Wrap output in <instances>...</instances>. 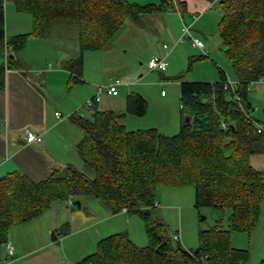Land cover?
<instances>
[{"label": "trees", "instance_id": "16d2710c", "mask_svg": "<svg viewBox=\"0 0 264 264\" xmlns=\"http://www.w3.org/2000/svg\"><path fill=\"white\" fill-rule=\"evenodd\" d=\"M5 1L0 0V53L5 57L0 61V88L5 68L17 63L27 39H49L52 24L62 34H73L78 54L63 63L73 72L70 82H75L82 70V52L109 45L127 19L168 10L173 2L177 11L184 10L180 0L144 4L129 0H10L17 11L30 14L31 30L5 37ZM218 2L222 14L217 30L243 109L224 88L227 76L218 66L215 81L177 76L179 129L172 135L155 127H125L122 119L127 113L142 116L147 111L146 99L136 91L126 94L121 112L95 107L91 119L71 113L68 118L82 134L74 149L86 170L67 163L49 170L39 181L17 170L0 176V244L9 241L13 226L39 215L52 203L73 204L92 196L110 213L137 214L144 223L147 243L138 245L126 231L114 232L97 240L94 251L74 264H251L247 251L233 247L230 236L232 231H252L264 197V169L251 163L253 156H264V139L251 121L256 119L247 96L252 82L264 80V0ZM164 185L191 186L197 208H228V227L216 224L199 229L198 246L183 247L181 236L175 240L165 233L163 223L152 213L158 204L156 189ZM69 230L66 222L54 228L51 236L56 239ZM252 264H264V260Z\"/></svg>", "mask_w": 264, "mask_h": 264}, {"label": "crops", "instance_id": "0c3cea01", "mask_svg": "<svg viewBox=\"0 0 264 264\" xmlns=\"http://www.w3.org/2000/svg\"><path fill=\"white\" fill-rule=\"evenodd\" d=\"M136 1L137 0L131 2ZM180 1H184V10L180 11L179 9L178 11L181 16L182 24L186 22L184 14H187L192 22L186 23L191 24L192 28L201 13L205 11L211 3L207 0ZM152 2L156 3L158 0ZM136 3L142 4L140 2ZM168 10L141 15L134 20L127 19L120 30L122 32L115 38L113 37L114 40L117 41L123 34L124 38H127V41L124 42V47L129 48V46H131L135 48V45L139 44L140 47L138 49L143 51V47L146 45L144 33H150L155 36L161 34L163 40L170 39L172 42L170 48L158 46L162 54L163 49L165 55H168L172 48L179 43L176 42L173 37V33H177L178 25L174 21V18H170L172 13H169ZM165 16L171 21L170 26L174 29V32L170 26L166 24ZM30 22V14L17 11L13 3H8L7 0L4 2L5 37L23 33V31H28V29L30 31V28H28ZM29 38L44 40V43H40V46H45L47 49L53 50L50 44L56 47L58 46L59 48H57L56 53L59 52V54L58 58L52 61L50 59H45L33 63L23 54L25 50V48H23L17 54V63L5 68L4 85L0 88V176L7 172L17 170L25 174L32 181H39L49 170L60 168L67 164L61 162L67 159L66 156L58 154L57 150H61L63 153L70 156L73 152L75 143L82 135L80 134L79 137L78 134L69 127V123L65 121L66 116L60 112L59 107L62 108L63 106L65 107V105L67 106V104H65V101H67L70 106L67 110L75 112L77 110L74 109L77 108L89 94L86 95V97L84 96V79L82 77L83 64L79 81L70 82V76L73 75V72L63 63L65 59L77 56L78 49L74 41L73 44L70 45L63 41L59 44L58 39L52 40L53 42L50 40L49 42V39L46 37L34 36ZM112 49L116 50L113 39L109 45L99 50L108 53V50ZM85 51L86 50L82 52V58ZM176 54L177 52L172 55V58L176 56ZM49 58H52V55L49 54ZM4 60V54L0 53V61L2 62ZM96 65H98V62ZM96 71L98 73L102 72L100 68H96ZM121 82L122 83L118 86H127L128 84L123 80H121ZM130 91H135V87L133 90L127 89L126 94ZM162 91L163 90L160 92L159 99L164 101V92ZM136 92H139L145 98L140 91ZM118 95V88L117 93L114 95L102 92L100 93L99 100L90 108L110 109L106 108L104 104H101L102 107H98V103L104 96L113 97ZM113 111L121 112L116 110ZM55 112H59L61 118H57ZM159 121L162 122V126L158 125L156 127L160 132L167 133L166 128H164L166 121L164 119H160ZM122 122L126 127V115L123 117ZM26 129L40 134L41 140L27 142L25 138ZM72 165L79 169L86 170V165L82 161L81 164L74 163ZM79 203L80 205L78 206L76 202L73 204L54 202L49 207L45 208L39 215L22 224L13 226L8 234V240L12 245V256L5 261V264H72L76 257L89 251L90 247L93 244L95 245L97 240L111 234L109 232L111 225H109L108 221L110 215L117 213L127 214V212L123 210L117 213H110L107 208L101 205L92 196L81 197ZM66 222L69 224V232L53 239L51 231ZM4 257L5 246L1 244L0 259Z\"/></svg>", "mask_w": 264, "mask_h": 264}, {"label": "rangeland", "instance_id": "374dc122", "mask_svg": "<svg viewBox=\"0 0 264 264\" xmlns=\"http://www.w3.org/2000/svg\"><path fill=\"white\" fill-rule=\"evenodd\" d=\"M152 1L157 0H137L136 2L143 4ZM7 2L12 3L10 0H7ZM168 11L172 13L170 18H174V21L178 25L177 33H173L174 40H177L182 33L181 16L174 8ZM221 14V6L218 0H215L201 13L191 29L192 36L203 41L205 52L202 49L191 46L188 37L184 39L183 43H178L177 46H174L168 55H165V51L162 49L164 59L167 62V69L163 73L156 69L150 70L147 68V61L149 58L159 54L158 46L162 47L164 43L172 44L170 39L163 40L161 34L155 36L150 33H144L146 45H144L143 51L138 49L140 47L139 44L135 45V48L131 46H129V48L124 47V42L127 41V38L125 39L123 34L115 41L114 38L122 31L118 32L113 38L116 50H108V53L102 52L99 49L86 50L82 58V77L84 79V96L86 97V95H89L74 109L77 110L75 112L91 119L93 108L87 109L85 103L95 95L99 85H108L117 77L128 83L127 86H117L119 95L102 97L103 99L100 100V105L98 103V107L104 104L106 108L116 111L124 110V98L127 89L133 90L135 87V91H140L147 99L148 107L146 113L142 116L127 113L126 128H157L156 126L158 125L162 126V122L159 120L164 119L166 121L164 128H166L167 132L164 134H175L179 129V89L177 80L179 74H182L185 80L215 81L218 79L219 66L224 69L227 79L234 81L233 70L230 62L225 56L224 46L217 30ZM165 17L166 24L170 26L171 21L168 20L169 18H167V16ZM184 17L187 23L192 22L187 14H184ZM53 25L54 24L51 25L49 32V42L53 40L52 37H59L60 41L70 45L73 44V34H71L70 31H66V34H62L60 32L61 30L54 29L55 27ZM28 28L31 30V22ZM170 28L172 31L174 30L171 26ZM24 32H29V29L28 31H23V33ZM43 41L44 40L38 38H29L25 44L23 54L33 63L45 59H50L52 61L58 58L59 52L56 53V51L59 47L50 44L53 50L47 49L45 46H40V43H44ZM175 52H177V54L172 58ZM49 54L52 55V58H49ZM97 62L98 65H96ZM96 68H100L102 72L98 73ZM161 90L164 92V101L159 99ZM247 96L252 104L251 114L253 118L264 123V80L252 82L249 85ZM65 104H67V106L65 105V107L63 106L62 108L59 107V110L66 116L65 121L69 123V127L80 137V129L68 118V115L73 111L70 112L67 110L70 107L67 101H65ZM57 153L66 156L67 159L61 161L63 163L81 164V160L74 149L70 156L63 153L61 150H57ZM251 163L256 168H264L263 155L253 156L251 158ZM156 201L158 202L157 207L152 211L154 217L163 223L165 233L170 236H172L175 231L179 230L181 245L185 248H196L198 246L199 229H207L216 224L228 227L229 209L225 208L219 210L210 206L195 207L194 191L191 186H160L156 189ZM108 221L109 225H111V231L109 230L110 233L126 231L128 236L136 244L144 245L147 243L144 223L137 214L117 213L110 215ZM230 243L235 248H244L247 251L248 263L252 264L264 260V197L261 201V213L257 225L250 233L232 231ZM94 249L95 245L93 244L89 251L76 257L72 264L84 255L94 251Z\"/></svg>", "mask_w": 264, "mask_h": 264}, {"label": "built area", "instance_id": "2783aa9c", "mask_svg": "<svg viewBox=\"0 0 264 264\" xmlns=\"http://www.w3.org/2000/svg\"><path fill=\"white\" fill-rule=\"evenodd\" d=\"M173 8L178 10V6L174 2L172 4V6L170 7V9H173ZM190 27H191V24H187V23L183 22L182 33L178 37L176 42H182L184 37L186 35H188V37L191 40L192 46H196V47L204 50L203 41L201 39L191 35V33H190L191 28ZM162 46L164 48H170L171 45L164 43ZM204 52H205V50H204ZM147 67L150 69H157L160 72H164L166 70V67H167V62L164 59V54H162L159 50L158 55H155V56L149 58V60L147 61ZM121 83H122L121 80L116 77L108 85H105V86L99 85L97 87V91H96L95 95H93L92 98L85 103L86 108L91 107L96 101H98L99 97H100V93H102V92H106V93L112 94V95L116 94L117 93V86ZM224 88L230 91V93L233 95V96L232 95L231 96L234 97V99L237 101L239 107L242 108L241 96L236 91V81L235 80L230 81L227 79V81L224 83ZM55 116L57 118H61V115L59 114V112H55ZM251 121L254 124L256 131L258 133H260L262 135V138L264 139V123H261V122L256 121V120H251ZM25 134H26L25 138H26L27 142H33V141H40L41 140V135L35 133L34 131H32L30 129H26ZM172 237H173V239L178 240L180 238V233L176 232L172 235ZM4 246H5V257L3 259H0V264H5V261L10 259L12 256V245H11L10 241H7Z\"/></svg>", "mask_w": 264, "mask_h": 264}, {"label": "water", "instance_id": "95a60500", "mask_svg": "<svg viewBox=\"0 0 264 264\" xmlns=\"http://www.w3.org/2000/svg\"><path fill=\"white\" fill-rule=\"evenodd\" d=\"M76 204L79 206L80 205L79 201H77Z\"/></svg>", "mask_w": 264, "mask_h": 264}]
</instances>
